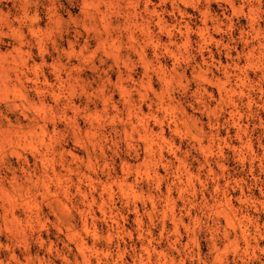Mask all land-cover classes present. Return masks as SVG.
<instances>
[{"label":"rangeland","instance_id":"1","mask_svg":"<svg viewBox=\"0 0 264 264\" xmlns=\"http://www.w3.org/2000/svg\"><path fill=\"white\" fill-rule=\"evenodd\" d=\"M0 264H264V0H0Z\"/></svg>","mask_w":264,"mask_h":264}]
</instances>
